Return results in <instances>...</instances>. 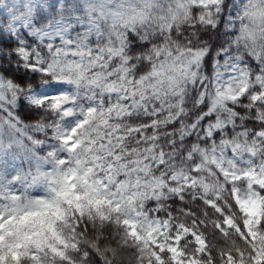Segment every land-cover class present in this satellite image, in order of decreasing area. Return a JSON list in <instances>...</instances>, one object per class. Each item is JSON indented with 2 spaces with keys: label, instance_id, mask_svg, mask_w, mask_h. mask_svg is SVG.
<instances>
[{
  "label": "snow or ice",
  "instance_id": "1",
  "mask_svg": "<svg viewBox=\"0 0 264 264\" xmlns=\"http://www.w3.org/2000/svg\"><path fill=\"white\" fill-rule=\"evenodd\" d=\"M106 3L0 0V264H264V0Z\"/></svg>",
  "mask_w": 264,
  "mask_h": 264
},
{
  "label": "clouds",
  "instance_id": "2",
  "mask_svg": "<svg viewBox=\"0 0 264 264\" xmlns=\"http://www.w3.org/2000/svg\"><path fill=\"white\" fill-rule=\"evenodd\" d=\"M166 2L167 0H160L159 5H157L156 7H166ZM228 5L229 7H233V5H237L239 6V0H228ZM147 7V5H145L143 3V0H107V3L105 4V8L106 11L109 13H115L116 15H123L125 17H130L132 15L138 14L141 11H143L145 8ZM151 10V9H150ZM158 13L153 11V15H157ZM179 23L181 25H183L184 23H186L185 21L181 20L179 21ZM137 28L139 29V31L143 32L145 29L144 27H142L141 25L137 24ZM150 31H158V30H154V29H149ZM180 29H178L179 31ZM153 39H155V37H152ZM261 43H264V40L260 41ZM157 43H161L160 41H157ZM241 51H245L244 49H241ZM142 71H147V67L146 66H142L141 68ZM129 92H131L132 88L134 87V85L132 84H128L127 85ZM117 124H119L120 127H124L127 122L125 121L123 124H120L119 122H117ZM128 136H131L132 139L131 140H126L124 142L123 147L125 149L128 148L129 144H133L134 140H135V135L134 133H127ZM143 145H134L131 149L133 156L136 155L137 149H142ZM100 153H101V159H104V153L106 152V146L97 149ZM178 163V162H177ZM197 164H201V161L197 160L196 161ZM208 163H211V160L208 161ZM184 166L185 168L192 166V162L191 161H185L184 162ZM201 166H204L203 164ZM166 167H171V165H166ZM163 170H161L162 172ZM153 172H155V169H153ZM157 176V179L160 178V174L157 172L155 173ZM39 191V190H37ZM224 195L227 196L228 192L225 191ZM237 219H242L240 217H237ZM99 255L102 257V259H107V257H104V252L103 250L99 253ZM93 264H95V262L93 261Z\"/></svg>",
  "mask_w": 264,
  "mask_h": 264
},
{
  "label": "trees",
  "instance_id": "3",
  "mask_svg": "<svg viewBox=\"0 0 264 264\" xmlns=\"http://www.w3.org/2000/svg\"><path fill=\"white\" fill-rule=\"evenodd\" d=\"M24 167L27 170L28 168V163L27 161H24ZM116 264H121V261L118 259L116 261ZM123 264H132L131 261V249L127 250L124 254H123ZM217 264H226V262L222 261L219 259V257L217 258Z\"/></svg>",
  "mask_w": 264,
  "mask_h": 264
},
{
  "label": "rangeland",
  "instance_id": "4",
  "mask_svg": "<svg viewBox=\"0 0 264 264\" xmlns=\"http://www.w3.org/2000/svg\"><path fill=\"white\" fill-rule=\"evenodd\" d=\"M14 3V0H3V4L4 5H8L9 7H11ZM3 5H0V7H2ZM9 7H4V11H3V17H7L8 16V12H9ZM3 17H0V19H2Z\"/></svg>",
  "mask_w": 264,
  "mask_h": 264
}]
</instances>
